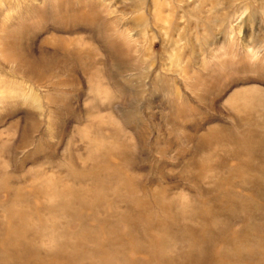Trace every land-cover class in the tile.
Wrapping results in <instances>:
<instances>
[{"label":"rangeland","instance_id":"rangeland-1","mask_svg":"<svg viewBox=\"0 0 264 264\" xmlns=\"http://www.w3.org/2000/svg\"><path fill=\"white\" fill-rule=\"evenodd\" d=\"M0 264H264V0H0Z\"/></svg>","mask_w":264,"mask_h":264}]
</instances>
